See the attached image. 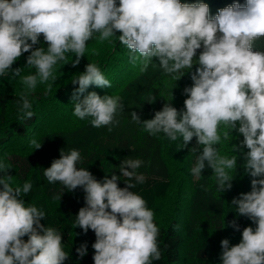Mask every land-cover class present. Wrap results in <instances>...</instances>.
<instances>
[{
  "label": "clouds",
  "instance_id": "1",
  "mask_svg": "<svg viewBox=\"0 0 264 264\" xmlns=\"http://www.w3.org/2000/svg\"><path fill=\"white\" fill-rule=\"evenodd\" d=\"M41 35L46 49L34 47ZM94 37L109 43L115 37L129 50L130 61L140 62L141 72L158 64L175 82L190 74L192 85L183 89L187 97L183 110L168 102L152 119L142 121L136 112L131 119L150 135L163 133L171 141L182 138L180 149L195 137L197 147L190 150L199 154L191 174L200 178L207 166L218 192L231 190L238 158H242L241 167L252 178L251 191L240 193L231 205L238 217H246L256 227H245L238 244L230 246L229 239L221 240L220 260L222 264H264V51L253 50L255 42L264 38V0L234 2L214 16L201 0H0V76L9 72L20 76L21 69L12 65L24 53H30L26 66L36 69L35 74L21 77L25 85L17 101L21 120L34 116L28 96L38 81L54 82V68L67 60L68 53L75 54L72 65L77 66ZM71 83L79 85L72 97L73 115L80 120L91 118L93 127L112 131L111 126L119 123L117 114L124 111L122 98L92 91L80 99L90 86L111 87L101 69L88 63ZM51 88L47 83V90ZM154 100L153 96L149 103ZM234 131L242 135V141L232 144L234 154L221 155L217 145L234 137ZM31 145L42 147L36 139ZM80 163L79 150L62 149L43 175L48 183L59 182L68 192L83 189L86 206L79 209L75 227L85 234L89 229L95 233L94 264L159 261L160 230L154 212L141 195L130 190L145 183V176L136 171L143 161L126 158L121 162L119 172L126 178L123 188L118 186L121 176L106 175L100 181L79 168ZM8 169L0 163V172ZM11 179L0 177V264H64L69 253L63 248L62 233L41 224L45 212L19 198L30 193L32 183L13 188ZM61 196L53 199L61 200ZM228 226L240 230L235 219ZM76 252L83 258L87 245Z\"/></svg>",
  "mask_w": 264,
  "mask_h": 264
},
{
  "label": "rangeland",
  "instance_id": "2",
  "mask_svg": "<svg viewBox=\"0 0 264 264\" xmlns=\"http://www.w3.org/2000/svg\"><path fill=\"white\" fill-rule=\"evenodd\" d=\"M230 1L241 4L246 2V0ZM204 3L208 4V2ZM224 4L229 6L225 2L221 8L226 7ZM209 7L210 12L214 13L215 5ZM101 43L105 45L106 41L92 42L89 50L101 46ZM115 48L117 51L109 60L110 63L106 68L102 66L104 70L101 69L110 80L111 87L102 89L90 86L80 96V99H83L88 92L95 91L101 96L107 94L122 98L124 111L117 114L116 119L119 123L111 126L112 131H109L108 127H93L90 123L91 118L80 120L73 115L74 91L65 94L57 104L50 102L53 105L51 112L45 111V108L38 109L36 121L28 126L22 135L12 132L13 128L8 122L0 125V135L12 132L9 139L0 142V163L10 167L6 175L12 176L16 187H22L26 181L32 183L33 205L37 208H49L56 204L69 213L77 215L79 203L85 201L83 189L77 188L68 192L59 182L48 183L43 175L44 169L50 167L54 159L60 158L62 149L65 152L71 149L79 150L82 163L78 167L87 169L97 180L102 181L108 174L119 140L126 139L133 144L137 135L140 137L146 132L141 124L132 121V112H136L143 121L154 118L155 112L161 110L168 102L178 110L184 109V100L187 97L183 94V89L192 85L190 74H185L175 82L158 64L155 67L150 65L147 71L141 72L142 65L139 61L135 64L130 61L129 50L124 45L119 43ZM6 76L4 79L0 76V92L15 84L13 79L7 81ZM76 86L79 87L78 84ZM153 96L155 100L149 103ZM232 135L235 138L230 137L227 141L222 139L217 145L221 155L234 154L232 144H238L243 139L242 135L235 131ZM155 137L158 141L161 140L163 148L166 146L164 154L170 164V186L166 195L154 202L151 210L154 212V221L166 225L175 220L184 235L185 241L180 258L175 264H222L221 240L229 239L230 246L238 244L245 227H256L246 217H238L235 206L231 205L233 198L238 197L240 193L251 191L252 178L244 173L241 167L242 158H238V169L233 173V187L222 193L217 191L213 172L207 166L200 178L191 174V168L195 165L196 156L199 154L190 150L197 147L195 137L188 147L183 149H180L182 138L171 141L163 133ZM33 139L42 143L40 149H35L31 145ZM57 195H62L61 200L53 199ZM21 196L23 197V194ZM234 219L239 224V231L228 226V223Z\"/></svg>",
  "mask_w": 264,
  "mask_h": 264
},
{
  "label": "trees",
  "instance_id": "3",
  "mask_svg": "<svg viewBox=\"0 0 264 264\" xmlns=\"http://www.w3.org/2000/svg\"><path fill=\"white\" fill-rule=\"evenodd\" d=\"M193 2H196V0H181V3ZM201 2H208L209 5H215V12H210V15H216L223 3L226 2L228 5L234 3V1L230 0H201ZM117 35H119V33H117ZM111 39L113 41L112 43L106 41L105 45L101 43V46H95V49L92 50H89V45L92 42H97L98 39L94 37L89 40L87 42L84 57L80 59V63L75 67H73L72 64L69 65V63H72L73 60L76 59L75 54H66L67 60L58 63L54 68V75L57 79L54 82L51 79L47 82L52 84L51 91L47 90V83H40L38 81L35 91L29 94L28 99L32 103L31 111H33L34 116L27 120H21L18 114L20 105L17 101L21 93L25 91V85L20 81L23 76L35 74L36 69L26 66L27 57L30 53H24L12 65V69H21L20 76H15L9 72L5 79L7 81L13 79L15 80V84L6 87L5 90L0 92V125H4L8 122L13 128L12 132L22 135L26 128L36 121V111L38 109L45 108V111L51 112L53 105L50 102L53 101L57 104L65 94L77 89V86L74 85L73 87L71 82L73 79L77 78L80 73L85 71V67L88 63H95L102 70L106 68L107 64L110 63L109 60L117 51L115 48L116 45L117 47L119 45L115 37ZM34 47L47 48V44L44 42L42 35L39 43ZM253 50L264 51V38L255 42ZM116 58L117 57H115V59ZM102 66L105 67L103 68ZM2 79H4V76H2ZM12 132H6L4 135H0V142H5L9 139ZM162 146L161 140L158 141L155 136L147 132H143L140 137L137 135L133 144L126 139H121L117 144V152L107 171L108 178H111L112 174L121 176L119 166L124 159H141L143 165L136 171L145 176V183L137 184L134 189L130 190L141 195L147 201V206L150 209L159 197L166 195L170 186V164L164 154L166 152V146L164 148ZM6 173L7 172H0V177H3ZM120 179L121 180L118 181V186L123 188L125 187L124 181L126 178L121 176ZM10 183L13 188H16L15 182L12 179ZM21 199L25 201V204L33 205V190L31 189L30 193L26 196L23 195ZM84 206H86L85 201L79 203V209ZM38 209L44 211L46 214V219L41 220V224L54 227L62 233L63 248L69 253V258L64 264H94L93 255L95 250L92 248V244L95 242L96 237L91 229L85 234L81 228L75 227L76 215L69 213L56 204H53L49 208ZM154 223L160 230L158 243L161 250V259L159 261H154L153 264H175L180 258V252L185 241L183 233L175 220L170 221L166 225H160L156 221H154ZM23 239L27 241V237ZM82 244L87 245V253L83 258H80L76 249Z\"/></svg>",
  "mask_w": 264,
  "mask_h": 264
}]
</instances>
